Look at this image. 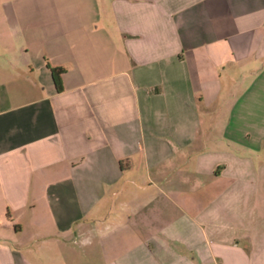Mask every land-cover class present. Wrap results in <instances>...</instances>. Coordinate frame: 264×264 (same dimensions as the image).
<instances>
[{
    "label": "crops",
    "instance_id": "obj_1",
    "mask_svg": "<svg viewBox=\"0 0 264 264\" xmlns=\"http://www.w3.org/2000/svg\"><path fill=\"white\" fill-rule=\"evenodd\" d=\"M0 264H264V0H0Z\"/></svg>",
    "mask_w": 264,
    "mask_h": 264
},
{
    "label": "rangeland",
    "instance_id": "obj_2",
    "mask_svg": "<svg viewBox=\"0 0 264 264\" xmlns=\"http://www.w3.org/2000/svg\"><path fill=\"white\" fill-rule=\"evenodd\" d=\"M25 234H26V230L24 231V237H25ZM27 237V236H26ZM88 237L90 238V239H92V241H93V239H94V237L93 236H91V235H88ZM53 245V243H51V242H49L48 243V246L50 247V246H52ZM34 246H37V247H41V245H40V243H34ZM33 246V247H34ZM46 247H47V245H46ZM94 246L92 245V246H81V243H80V239H79V236H77V235H74V233L72 232L71 234L69 233V234H66V254L67 253H69V252H78V253H80V252H83V251H86L87 250V252H89V250L91 249V248H93ZM49 252L48 251H46V252H44V254L46 255L45 256V258L47 257V256H49V254H48ZM46 261V260H45ZM48 262V261H47ZM46 262V263H47ZM45 263V262H44Z\"/></svg>",
    "mask_w": 264,
    "mask_h": 264
},
{
    "label": "trees",
    "instance_id": "obj_3",
    "mask_svg": "<svg viewBox=\"0 0 264 264\" xmlns=\"http://www.w3.org/2000/svg\"><path fill=\"white\" fill-rule=\"evenodd\" d=\"M61 71L62 70L60 68H50L49 69L51 80H52V83H53L56 91H60L59 75H60Z\"/></svg>",
    "mask_w": 264,
    "mask_h": 264
}]
</instances>
